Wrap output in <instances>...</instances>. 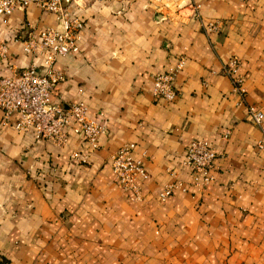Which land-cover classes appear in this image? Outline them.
Wrapping results in <instances>:
<instances>
[{"label": "crops", "instance_id": "0c3cea01", "mask_svg": "<svg viewBox=\"0 0 264 264\" xmlns=\"http://www.w3.org/2000/svg\"><path fill=\"white\" fill-rule=\"evenodd\" d=\"M81 0L69 12L82 20L77 49L56 55L63 73L50 99L81 100L103 120L89 149L67 125L65 141L35 138L0 110V264H264V132L246 117L263 111L264 0ZM219 20L216 30L206 23ZM53 13L33 4L0 14V75L33 62L23 50ZM234 55L243 97L222 63ZM177 57V94H151L152 75ZM101 111V114L97 112ZM226 131V132H225ZM225 133V135H224ZM192 138L215 149L214 178L194 187L180 161ZM132 141L143 151L142 199L120 188L109 155ZM81 150L86 160L71 159ZM172 169L174 174L169 173ZM173 177L187 183L158 198Z\"/></svg>", "mask_w": 264, "mask_h": 264}, {"label": "built area", "instance_id": "2783aa9c", "mask_svg": "<svg viewBox=\"0 0 264 264\" xmlns=\"http://www.w3.org/2000/svg\"><path fill=\"white\" fill-rule=\"evenodd\" d=\"M81 0H0V14H8L16 7L33 4L36 7L53 13L58 26H44L37 32V37L28 36L23 41L26 52H42L40 65L33 62L0 75V110L4 119L14 116L13 127L17 130L31 129L35 138H44L61 143L65 141V127L72 123L73 131L80 133L89 149L98 146V135L105 125L87 114L86 105L81 100L71 101L63 107L50 99V92L55 82L63 79V73L53 67L58 54L73 52L77 49L76 41L80 36L82 20L78 15L69 12L72 4ZM188 15L197 16L198 3L190 0ZM219 20L206 23V29L216 30ZM5 49L0 47V55ZM238 59L231 55L222 63V71L229 77L231 89L240 99L243 97V73L238 68ZM183 57H177L167 69L156 71L152 75L151 94L170 101L177 94L173 84L175 73L182 67ZM101 114V111L97 112ZM246 117L264 132L263 111L252 104L246 105ZM226 132V131H225ZM225 135V133H224ZM256 145L264 151V140H257ZM134 143H121L109 155V164L117 185L126 191L130 200L142 199L140 188L136 182L138 177L144 178L146 171L142 159L132 156ZM215 149L206 140L192 138L189 140L180 163L186 167L189 183L201 186L214 178ZM69 156L79 162L86 160L85 153L73 149ZM169 173L174 174L172 169ZM174 189L187 190V183L177 177L165 182L158 192L160 200L165 199Z\"/></svg>", "mask_w": 264, "mask_h": 264}]
</instances>
